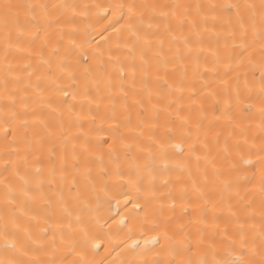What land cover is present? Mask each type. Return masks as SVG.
I'll use <instances>...</instances> for the list:
<instances>
[{
  "label": "snow or ice",
  "instance_id": "1",
  "mask_svg": "<svg viewBox=\"0 0 264 264\" xmlns=\"http://www.w3.org/2000/svg\"><path fill=\"white\" fill-rule=\"evenodd\" d=\"M0 264H264V0H0Z\"/></svg>",
  "mask_w": 264,
  "mask_h": 264
}]
</instances>
